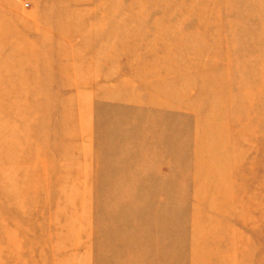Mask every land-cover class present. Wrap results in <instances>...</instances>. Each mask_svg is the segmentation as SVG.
I'll use <instances>...</instances> for the list:
<instances>
[{"label":"rangeland","instance_id":"374dc122","mask_svg":"<svg viewBox=\"0 0 264 264\" xmlns=\"http://www.w3.org/2000/svg\"><path fill=\"white\" fill-rule=\"evenodd\" d=\"M0 264H264V0H0Z\"/></svg>","mask_w":264,"mask_h":264}]
</instances>
